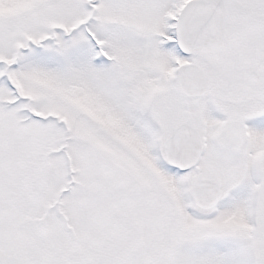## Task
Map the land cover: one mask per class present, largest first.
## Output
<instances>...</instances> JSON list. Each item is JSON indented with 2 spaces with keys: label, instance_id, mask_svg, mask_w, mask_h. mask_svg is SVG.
Masks as SVG:
<instances>
[{
  "label": "snow or ice",
  "instance_id": "6c2138e0",
  "mask_svg": "<svg viewBox=\"0 0 264 264\" xmlns=\"http://www.w3.org/2000/svg\"><path fill=\"white\" fill-rule=\"evenodd\" d=\"M0 264H264V0H0Z\"/></svg>",
  "mask_w": 264,
  "mask_h": 264
}]
</instances>
